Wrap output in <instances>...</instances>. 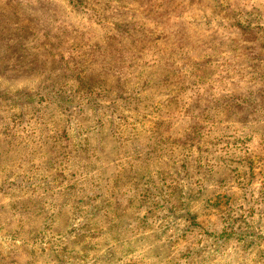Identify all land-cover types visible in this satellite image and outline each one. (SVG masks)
Here are the masks:
<instances>
[{
  "label": "rangeland",
  "instance_id": "374dc122",
  "mask_svg": "<svg viewBox=\"0 0 264 264\" xmlns=\"http://www.w3.org/2000/svg\"><path fill=\"white\" fill-rule=\"evenodd\" d=\"M0 264H264V0H0Z\"/></svg>",
  "mask_w": 264,
  "mask_h": 264
}]
</instances>
